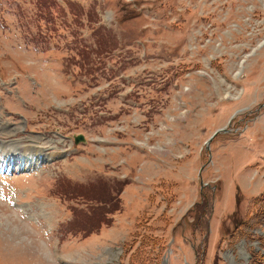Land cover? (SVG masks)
I'll list each match as a JSON object with an SVG mask.
<instances>
[{
	"label": "rangeland",
	"instance_id": "374dc122",
	"mask_svg": "<svg viewBox=\"0 0 264 264\" xmlns=\"http://www.w3.org/2000/svg\"><path fill=\"white\" fill-rule=\"evenodd\" d=\"M0 151V264H264V0H0Z\"/></svg>",
	"mask_w": 264,
	"mask_h": 264
},
{
	"label": "trees",
	"instance_id": "16d2710c",
	"mask_svg": "<svg viewBox=\"0 0 264 264\" xmlns=\"http://www.w3.org/2000/svg\"><path fill=\"white\" fill-rule=\"evenodd\" d=\"M80 50H81L80 54L82 55L84 61H86L87 58L89 60L92 58V55L89 54V51H87L85 45ZM94 51L97 53L98 47H96V49H94ZM95 184L98 186V182H93L92 184L75 185V186H77L75 189L76 192L75 191L73 192V193H77L78 195H80L84 198V196H83L84 194H86V195L89 194L90 188H88V187L93 185V187H91V188H93V192L91 193V197H93V198H91L90 201L95 200L96 204L95 205L91 204L92 205L91 207H90V204L87 205L85 210L82 208H76V209L73 208L74 218L72 221H70L72 227L74 225H79L80 226V232H83L85 235L94 231L95 230L94 228H100V226H101L100 223L102 224V222L105 221L104 220V216L106 215L105 212H107V210H110V206H112L111 200H113L116 197L114 194H112L111 189L109 190L108 186H106V185H105L106 188H103L102 190L97 192L98 187ZM122 184L123 183L121 182L120 185H122ZM121 192H122V188L120 187L116 191V193H118V197L120 196ZM106 194H107V197H105ZM101 196L103 198H99ZM105 198H106V200H103ZM105 204L107 207L106 210H105V207H103V206H105ZM147 238L152 239V236L147 237ZM145 240H146V238L143 239L141 244H143ZM143 251L144 250L141 249V247L139 249H137L136 251H133L131 253L130 258H129L128 264H148L146 259L141 258V254ZM259 257L261 258V260L264 259V243H263L262 254H260ZM150 261H152V259H150ZM156 262H158V261H156Z\"/></svg>",
	"mask_w": 264,
	"mask_h": 264
},
{
	"label": "bare ground",
	"instance_id": "6f19581e",
	"mask_svg": "<svg viewBox=\"0 0 264 264\" xmlns=\"http://www.w3.org/2000/svg\"><path fill=\"white\" fill-rule=\"evenodd\" d=\"M4 146V145H2ZM5 148V147H4ZM16 150H20V152H17V154L14 155L13 161H15L16 157L19 156L18 154L22 153V151L24 150L25 152H23V154H34L36 155V148L32 147L30 148L29 146H21V147H15ZM15 149L10 150V148L6 149V150H10L12 152L15 151ZM5 150V149H4ZM1 153V151H0ZM41 153V152H40ZM13 156V155H12ZM24 156V155H23ZM20 158V157H19ZM9 161V160H7ZM34 161V160H33Z\"/></svg>",
	"mask_w": 264,
	"mask_h": 264
},
{
	"label": "water",
	"instance_id": "95a60500",
	"mask_svg": "<svg viewBox=\"0 0 264 264\" xmlns=\"http://www.w3.org/2000/svg\"><path fill=\"white\" fill-rule=\"evenodd\" d=\"M222 130H224V129H222V128H221V129H218V130L214 133L213 137H214L216 134H218L220 131H222ZM74 138H75V142H76V143H79V142H81V141H85V140H86L83 134L75 135ZM208 142H210V141H208Z\"/></svg>",
	"mask_w": 264,
	"mask_h": 264
}]
</instances>
